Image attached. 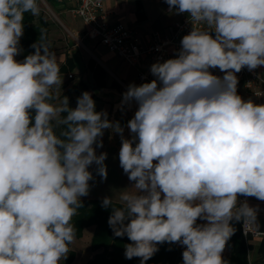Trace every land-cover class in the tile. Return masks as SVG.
<instances>
[{"label":"clouds","instance_id":"clouds-1","mask_svg":"<svg viewBox=\"0 0 264 264\" xmlns=\"http://www.w3.org/2000/svg\"><path fill=\"white\" fill-rule=\"evenodd\" d=\"M166 3L192 30L173 58L150 66L155 79L123 93L122 106H137L128 139L87 91L75 108L66 96L51 102L62 79L46 37L17 60L24 15H39L37 0H0V264L67 257L90 166L107 178V153L96 152L107 129L120 135V166L135 189L120 192L121 207L102 200L114 236L131 241L126 259L145 264L168 242L184 246L183 264H226L230 222L257 224L258 206H238V196L264 201V104L238 95L236 73L264 67V0ZM53 122L66 130L58 136Z\"/></svg>","mask_w":264,"mask_h":264},{"label":"rangeland","instance_id":"rangeland-1","mask_svg":"<svg viewBox=\"0 0 264 264\" xmlns=\"http://www.w3.org/2000/svg\"><path fill=\"white\" fill-rule=\"evenodd\" d=\"M134 5L136 4H142L144 7L145 12L148 14L147 21L143 24L147 26V29L149 30H155V29H161L163 26L167 25L171 22V17L175 15V11L169 10V5L166 3V0H130ZM37 3L40 7V13L43 17L48 19L50 24L52 23L51 17L52 14L50 11H48L47 5L44 0H37ZM82 21V19H79ZM83 22V21H82ZM56 25L59 26L57 22H54ZM62 45L60 46V43H58V47L50 46V50L55 52L56 54H59L57 57V62L59 66L61 65V56L60 54L64 53V50ZM101 49L104 52H107V47L105 45L101 46ZM98 55L102 54L100 52H97ZM17 60H19V56H17ZM107 65L115 71L116 75L119 78H123L125 82L130 85L132 83H135L136 85H140L142 83H139L138 80V73L139 70L131 65L129 62L125 61L124 59L115 56L111 59H107ZM264 68V67H262ZM263 72V73H262ZM261 73L264 74V70ZM70 73L73 74V76H70ZM62 84L61 86H53L52 91L56 95V100L53 104L59 105L64 96L68 97L67 90L71 88L72 96L75 98L77 105V98L82 95L83 92L87 91L92 94V98L95 101L96 105V111H106L108 114V119L111 121H118L122 127H124V137L130 139L131 133L129 129L127 128V122L130 120L133 116L135 111L137 110V106L135 103L132 104L131 107L128 106H122V99H123V93H125L127 90L121 87L123 84L120 82L119 78H117L115 75L110 76L111 79L118 81L121 85L118 87L112 88V91H116L114 94H109V92H104L102 90H98L95 87H90L88 89H85L82 85H79L81 80H85V82H88L87 75L80 76V74L76 73L75 71H70L66 73H60ZM112 81V80H111ZM150 80H147L145 82H149ZM143 82V83H145ZM111 93V92H110ZM116 105H118L116 107ZM115 107L117 109H115ZM55 123V122H53ZM102 142L103 147L96 148L97 155L100 153H107V158L104 161L106 167H107V178L102 179L96 172V165L93 164L90 166L89 170L93 173L94 179L89 181L90 190L89 194L85 197L81 198H97V197H111L114 201H119V194L121 191H135L134 188H128L131 187L132 183L128 179V175L124 173L122 167L120 166L119 162V150L121 148V139L120 135L113 133L110 129L104 130V135L102 136ZM95 147V145H94ZM128 188V189H126ZM238 203H239V196H238ZM197 223H205V221L198 220ZM264 225V216H259L257 218V227L260 225ZM262 227V226H260ZM94 232V226L86 227L83 230L82 237L78 238L75 236L74 241L69 245V250H75L76 255L75 258L71 263L67 260L69 256V252L67 254V257L65 259L61 260V264H85L87 260H89L93 254L94 251L91 248V237ZM254 245H257L260 238H254ZM178 245L183 248L182 245L178 243ZM233 244L229 240L226 243L225 249L222 252V258L233 257ZM256 252L254 249L250 251V258L253 259Z\"/></svg>","mask_w":264,"mask_h":264},{"label":"trees","instance_id":"trees-1","mask_svg":"<svg viewBox=\"0 0 264 264\" xmlns=\"http://www.w3.org/2000/svg\"><path fill=\"white\" fill-rule=\"evenodd\" d=\"M50 22L41 14L33 16L31 13H25L24 15V34L21 37L20 45L23 52L19 55V60H23L26 55L34 52V49L30 46L39 42L40 36L46 37V42L49 41ZM69 62H65L60 66V72L68 71ZM92 70L94 74L95 84L98 88L106 85L105 72L97 66ZM118 85L117 82L113 83ZM79 85H82L85 89L89 88V85L85 81L81 80ZM54 103L56 95L52 91ZM69 106L75 108L76 100L72 96L71 88L67 90ZM66 116L67 114H62ZM54 131L59 136L61 132L66 130L65 125H57L53 123ZM105 197L97 198H80L83 207L77 209L76 215L72 218V224L76 229V237H82L83 230L86 227L94 226V232L91 237V248L94 251L92 258L86 264H140L141 258L133 257L132 259L125 258V246L131 241L127 236L116 237L114 236L111 228L108 224V219L112 213L111 207L105 209L102 207V200ZM113 207H121V202L113 200ZM239 206V203H238ZM235 229L234 234L229 239L233 244V257H223L226 264H264V235L260 238L257 245H254V238L251 236L246 237L242 231L241 221L235 220L230 222ZM158 251L145 262V264H183L182 252L184 250L178 243L169 244L165 242L157 245ZM254 249L256 254L253 259L250 258V251ZM75 250H69V256L67 260L69 263L75 258Z\"/></svg>","mask_w":264,"mask_h":264},{"label":"built area","instance_id":"built-area-1","mask_svg":"<svg viewBox=\"0 0 264 264\" xmlns=\"http://www.w3.org/2000/svg\"><path fill=\"white\" fill-rule=\"evenodd\" d=\"M76 16L80 17L87 25L86 35L93 40H98L105 45L107 49L116 56L129 62L138 68L144 58L151 62H163L173 58L176 52L181 48V39L192 30V24L188 15L178 14L177 20L165 27L163 30H156L151 38L144 42L138 33L132 27L127 26L121 21L111 22L109 15L104 10L103 0H77L74 8ZM196 27H205V25H194ZM213 36L214 33H211ZM223 76L218 68L214 69ZM238 81L242 83L248 99L256 104L264 103V74L260 72V67L249 71L246 67L241 72L236 73ZM70 76H73L70 73ZM148 79L145 72L138 75L139 82ZM247 201L250 206H258V214H264V206L253 204L252 197L239 196V204ZM242 231L246 237L261 238L264 235V229L257 227V224L248 225L244 228L241 221Z\"/></svg>","mask_w":264,"mask_h":264},{"label":"crops","instance_id":"crops-1","mask_svg":"<svg viewBox=\"0 0 264 264\" xmlns=\"http://www.w3.org/2000/svg\"><path fill=\"white\" fill-rule=\"evenodd\" d=\"M48 11L52 14L50 24V31H49V45L58 47V43H60V46L64 50V53L60 54L62 58L61 64L65 62H69L68 65L72 66L69 67L68 71H75L76 73L80 74V76H87L88 82L87 83L90 87H95L98 90H102L104 92H109V94L118 93L115 91H112L113 86L118 87L121 84L111 79L110 76L115 75L117 78H119L115 71H113L108 65H107V59H111L112 57H115L116 55L109 50L107 52H104L101 49V44L98 40L90 39L86 35L87 31V25L85 22L79 20L80 17L76 16L74 13V8L76 6L77 0H44ZM104 2V10L109 15V20L111 22L121 21L125 23L127 26L134 28L138 31L140 34L142 40L144 42H147L154 31L156 30H163L168 25L173 24L177 18L178 14L173 15L171 17V22L167 25L163 26L161 29H155V30H149L147 29L146 24L143 25L148 18V14L145 12L144 7L142 4H136L134 5L130 0H103ZM54 22H57L59 24L56 25ZM97 52H100L102 54L98 55ZM56 54V53H55ZM58 57L59 54H56ZM93 63L94 67H101L105 72V80L106 85L103 87L98 88L95 84L94 74L92 70ZM153 64L150 60L147 58H144L140 66L137 68L140 72H145L148 76L147 80H150L151 82L155 77L150 72V66ZM61 66V65H60ZM264 68L260 67V72H262ZM210 71L214 74L219 76V73L214 70L210 69ZM66 72H60V73H66ZM138 73V75H139ZM263 73V72H262ZM112 80V81H111ZM120 82L123 84L121 87L124 89H128V84L125 82L123 78H119ZM146 80V81H147ZM85 81V80H84ZM117 82L118 85H114L113 83ZM145 82V81H144ZM143 83V82H139ZM111 92V93H110ZM237 93L240 95L244 100H249L246 96L245 89L241 82L238 81L237 85ZM264 104V103H263ZM118 105H116L117 107ZM115 107V109H117ZM252 203L258 204L264 206V201H259L255 197H252ZM259 216H264V214H258L257 218ZM262 226V227H260ZM258 228L264 229V225H260ZM92 258V257H91ZM90 258V259H91ZM89 259V260H90ZM87 260L86 263L89 261ZM85 263V264H86Z\"/></svg>","mask_w":264,"mask_h":264}]
</instances>
